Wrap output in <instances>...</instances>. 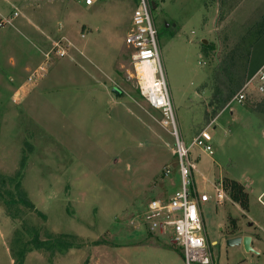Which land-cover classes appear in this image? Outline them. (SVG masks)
Masks as SVG:
<instances>
[{"label":"rangeland","instance_id":"1","mask_svg":"<svg viewBox=\"0 0 264 264\" xmlns=\"http://www.w3.org/2000/svg\"><path fill=\"white\" fill-rule=\"evenodd\" d=\"M152 1L178 135L191 149L199 190L212 196L202 214L216 263L264 264V231L258 239L251 226H264L258 80L234 101L264 64V0ZM137 3L0 0V23L19 13L0 26V173L15 176L27 155L20 182L46 216L18 204L13 220L0 195V264H16L12 252L34 239V229L43 241L70 235L75 247L52 254L30 245L25 264H185L170 236L148 232L144 221L150 201L173 195L182 180L177 135L130 76L126 36ZM204 129L213 156L191 147ZM220 177L248 186L251 212L229 196L217 204ZM15 185L0 187L17 195ZM232 219L258 240V254L227 246Z\"/></svg>","mask_w":264,"mask_h":264},{"label":"built area","instance_id":"2","mask_svg":"<svg viewBox=\"0 0 264 264\" xmlns=\"http://www.w3.org/2000/svg\"><path fill=\"white\" fill-rule=\"evenodd\" d=\"M97 1L85 0V4L92 6ZM153 3L155 2L152 0H138L132 16V23L126 36V45L132 51L131 59L134 66L130 76L136 80L144 100L161 113L162 124L167 128H173L177 135L178 147L175 154L178 158L182 185L173 195L150 201L144 212L146 230L153 234L170 236L171 243L182 250L185 264H217L202 214V205L209 203L212 196L206 191L199 190L194 176L195 166L190 159L191 149L186 147L178 135L176 113L162 62L159 33L153 19ZM18 16L19 13L15 12L11 19H3L0 26L11 24ZM58 54L63 56L66 51L60 49ZM256 79L259 94L264 96L263 64L234 101L242 103L246 99L245 91ZM212 141L209 129H204L193 140L191 147H200L213 155ZM169 175L170 170H166L165 176ZM213 185L217 192V204H223L225 201L223 181ZM215 245L217 243H214Z\"/></svg>","mask_w":264,"mask_h":264},{"label":"trees","instance_id":"3","mask_svg":"<svg viewBox=\"0 0 264 264\" xmlns=\"http://www.w3.org/2000/svg\"><path fill=\"white\" fill-rule=\"evenodd\" d=\"M27 146L29 152L32 153L33 147L30 144H28ZM27 161H28V156L24 155L20 163V169L13 177H8L0 173L1 186L7 185L8 182L16 183L15 191L18 197L17 195H15V192L13 191H9V190L2 191L1 187H0V195L4 204L7 206L8 216L13 220H17L20 217L18 212L14 213V211L12 210V208L18 204L23 205L25 208H28L29 210L37 211L39 215H41L44 219H46V216L40 211H38V209H36L35 205L29 199L26 191L22 188V184L20 182L23 176V172L26 168ZM223 187L224 190L229 194L230 198L235 203H237L243 210L245 211L249 210V205H250L249 193L240 182L230 178H225L223 180ZM232 222L235 223V219H232ZM237 229L238 226L235 223V225L232 227L230 231V234L233 235ZM34 231H35V236L30 243L24 244L19 253L12 252V256L16 264H25L27 255L29 252H31V249L29 248L30 245L34 246L36 250H46L51 252L52 254L59 251L71 250L73 247H75L73 241H71V238L73 237L70 235L67 234H60L57 236L50 235L47 240L43 241L40 239L39 231L37 229H34Z\"/></svg>","mask_w":264,"mask_h":264},{"label":"crops","instance_id":"4","mask_svg":"<svg viewBox=\"0 0 264 264\" xmlns=\"http://www.w3.org/2000/svg\"><path fill=\"white\" fill-rule=\"evenodd\" d=\"M87 61H89V60H87ZM90 62V61H89ZM99 72H100V74H103V76H105L106 78H108V79H110L112 76H113V74L111 75V73H107L106 72V70H101V69H99ZM110 76V77H109ZM26 87V85L25 86H21V89H24ZM119 91V96H120V98H121V94H122V91L121 90H118ZM264 97V96H263ZM152 108V107H151ZM153 109V108H152ZM155 110V109H154ZM216 121V118L214 119V122ZM215 129H216V126L214 127ZM214 155V154H213ZM213 155H210V156H213ZM194 176H195V173H194ZM224 178H229V177H220L219 179L221 180V181H223L224 180ZM230 179H233V180H236V181H238V182H240L244 187H245V189L247 190V185H245L242 181H239L237 178H230ZM196 182H197V184L198 185H201L200 183H198V181L196 180ZM210 184V181L208 180L207 182H206V184L204 185V187L205 186H208ZM248 193H249V191H247ZM224 194H225V200L227 199V197L229 196L228 195V193L226 192V191H224ZM250 193H249V197H250ZM229 198H230V196H229ZM232 200V199H231ZM233 201V200H232ZM234 202V201H233ZM258 202L261 204V206L264 208V192H262L259 196H258ZM235 203V202H234ZM237 204V203H236ZM252 207H253V204L251 203V201H250V205H249V212H251V209H252ZM251 208V209H250ZM251 219H253V218H251ZM241 224V223H240ZM251 226L254 228V229H256L255 231V234L257 235V237H258V239H261L262 237V235L258 232V230H262V231H264V226H262L260 223H258L257 221H253V224H251ZM245 229H244V227L241 225V229L239 228V229H237L236 230V232L233 234V235H228L227 237H226V239H229V238H233V237H246V236H249V237H251L252 238V242H251V246H252V248L255 250V252H253V253H259L257 250H256V248L254 247V243H255V241H258V240H255L254 239V237H253V235H251V234H248V233H245V234H242V232L244 231ZM242 234V235H241ZM252 253V252H251Z\"/></svg>","mask_w":264,"mask_h":264},{"label":"water","instance_id":"5","mask_svg":"<svg viewBox=\"0 0 264 264\" xmlns=\"http://www.w3.org/2000/svg\"><path fill=\"white\" fill-rule=\"evenodd\" d=\"M153 8L156 9V4L153 3ZM252 238L249 236L246 237H233L226 240L228 247L243 245L247 252H255L251 246Z\"/></svg>","mask_w":264,"mask_h":264}]
</instances>
